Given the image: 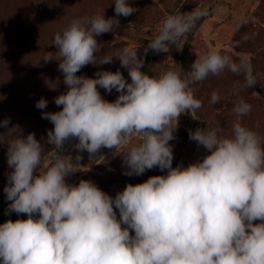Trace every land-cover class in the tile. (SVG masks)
<instances>
[{
  "label": "clouds",
  "instance_id": "clouds-1",
  "mask_svg": "<svg viewBox=\"0 0 264 264\" xmlns=\"http://www.w3.org/2000/svg\"><path fill=\"white\" fill-rule=\"evenodd\" d=\"M114 3L115 16L77 18L54 36L58 69L68 87L54 98L61 110L42 111L54 125L47 143L61 149L75 139L78 153L90 157L114 149L123 153L126 176L156 167L167 174L129 183L112 197L91 180L67 183L79 165L71 156L53 153L41 170L44 145L33 133L17 136L7 150L6 214H27V219L0 224V264H264V137L240 122L229 135L221 128H197L189 139L208 154L187 167L172 166L170 143L180 115L203 106L192 84L227 69L243 72L245 86L251 87L256 80L250 64L211 50L187 73L151 76L141 70L144 56L125 47L115 57L131 82L119 69L78 76L83 67L97 64L96 37L119 28L117 17L137 11L129 0ZM203 14L167 16L145 55L148 49L168 52ZM112 57L100 63H111ZM98 86L119 95L109 102ZM219 99L214 91L210 103ZM36 107L46 109L47 100L40 98ZM233 111L243 117L251 105L241 99ZM8 126L9 119L0 121V127Z\"/></svg>",
  "mask_w": 264,
  "mask_h": 264
},
{
  "label": "rangeland",
  "instance_id": "rangeland-1",
  "mask_svg": "<svg viewBox=\"0 0 264 264\" xmlns=\"http://www.w3.org/2000/svg\"><path fill=\"white\" fill-rule=\"evenodd\" d=\"M129 3L137 11L127 17H117L119 28L96 37L97 64L83 67L78 76L94 77L100 71L119 69L131 82L128 70L122 68L115 57L125 47L136 49L138 57L144 56L143 67L152 76L168 70L187 73L196 59L211 50L227 54L237 63L246 58L256 80L251 87L245 86L243 72L234 74L227 69L191 85L203 106L180 115L174 130L175 139L170 141L174 156L172 166L187 167L208 154L189 139V132L197 128H221L229 135L233 124L240 122L264 137V0H129ZM114 9V0H0V121L9 119L8 128L0 127V139L4 140L0 142V218L27 219V214H6L10 201L6 199L4 187L11 172L7 150L8 143L17 136L33 133L44 145L41 170L51 163L53 153L71 156L73 163L79 165L76 172L66 177V182L77 185L81 179L91 180L112 197L129 183L135 185L151 176L167 174V169L156 167L139 176H126L123 153L114 149L102 148L90 157L87 151L78 153L75 139L66 141L61 149L47 143V132L54 125L42 118V111L61 110L62 106H57L54 98L65 93L68 87L58 69L54 36L62 33L74 19L97 14L109 18L115 16ZM198 11L204 14L191 31L170 44L168 52L154 53L148 49L145 55L149 41L159 35L167 16H187ZM46 56L53 59L45 62ZM105 57H112V62L100 63ZM258 87L263 94L256 91ZM98 90L109 102L119 95L115 89L108 93L98 86ZM214 91L220 99L210 103ZM42 97L47 100L44 110L36 107ZM241 99L251 105V112L243 117L233 111ZM78 154L82 159L76 161ZM114 210L119 218V210Z\"/></svg>",
  "mask_w": 264,
  "mask_h": 264
},
{
  "label": "water",
  "instance_id": "water-1",
  "mask_svg": "<svg viewBox=\"0 0 264 264\" xmlns=\"http://www.w3.org/2000/svg\"><path fill=\"white\" fill-rule=\"evenodd\" d=\"M256 91H257L259 94H263V93H262V90H261L260 87H258ZM9 219H11L12 221H15V220H16L15 217H12V216H6V217H1V218H0V222H1V223H4L5 221H7V220H9Z\"/></svg>",
  "mask_w": 264,
  "mask_h": 264
},
{
  "label": "trees",
  "instance_id": "trees-1",
  "mask_svg": "<svg viewBox=\"0 0 264 264\" xmlns=\"http://www.w3.org/2000/svg\"><path fill=\"white\" fill-rule=\"evenodd\" d=\"M182 65L185 66V61L184 60H183ZM141 70L152 76L151 72L149 70H147L145 67H143ZM12 217H14V216H12Z\"/></svg>",
  "mask_w": 264,
  "mask_h": 264
}]
</instances>
